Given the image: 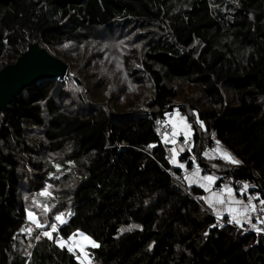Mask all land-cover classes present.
I'll return each instance as SVG.
<instances>
[{"label": "trees", "instance_id": "16d2710c", "mask_svg": "<svg viewBox=\"0 0 264 264\" xmlns=\"http://www.w3.org/2000/svg\"><path fill=\"white\" fill-rule=\"evenodd\" d=\"M122 38L131 39L123 57L133 86L148 83L149 97L79 80L73 107L45 79L0 113V264H79L56 242L78 232L99 244L89 248L96 264H264V237L245 229L250 215L243 226L215 218L202 190L179 178L184 167L208 174L202 153L215 144L241 163L214 170V191L245 181L264 199V0H0V69L30 43L48 51ZM176 85L195 87L203 102L188 103L204 129L192 125L178 162L194 161L183 167L170 164L156 124ZM61 178L71 185L54 207L64 223L52 239L23 233L22 183L34 192Z\"/></svg>", "mask_w": 264, "mask_h": 264}, {"label": "rangeland", "instance_id": "374dc122", "mask_svg": "<svg viewBox=\"0 0 264 264\" xmlns=\"http://www.w3.org/2000/svg\"><path fill=\"white\" fill-rule=\"evenodd\" d=\"M122 40L124 44L121 46L119 43L116 45L112 43L100 45L97 42L90 41L88 43L81 44V46H76V44H67L61 49L50 48L48 50L51 55L61 58L68 65V70L66 71L65 76L62 79H55L54 81V90L61 89L66 91V94L69 97L68 99L66 98L68 100V105L71 104L73 107H75V102L73 101L76 97L75 81L79 80H81L87 87L89 83L91 85L90 88L96 85L100 86L101 89L99 90L102 92L111 91L116 94L122 90H131L132 96H135L137 99L147 98L150 96L151 88L149 87L148 83L142 82L140 83L141 85L133 86L134 78L131 67L124 65L123 57L124 55H127L125 48L129 47L126 42L131 39L122 38ZM88 53L90 56L85 61L84 58ZM101 68L105 70V74L102 72ZM82 73L84 78H88L90 76V82L83 81V77L81 76ZM143 81L147 82L146 80ZM176 91L178 93V97L173 101L172 111L167 113L166 119L164 120L167 126L171 128V131L162 135V142H165L166 138L168 140L167 144L170 146L168 149V159L172 165L175 163H178L179 165L178 159L176 158V156L179 155L177 154L180 153L181 148L183 151V148L189 147L188 145L190 144V140H188L189 136H185L184 125L181 123L180 117H183L187 122V125L189 126L187 131H189L190 134L192 125H197L202 130L204 129V125L201 127V123L198 120L196 111H191L190 105L188 104L192 103L195 105V107L202 109L203 102L201 99H199L197 89L190 85H176ZM102 98L103 97L97 98L96 102L99 103ZM180 108H183L185 112H180ZM176 113H179V116H177ZM170 120L176 122L177 124L178 134L174 137L175 143H172L173 128L172 123L169 122ZM28 132H31V130L29 129ZM181 141L183 142L181 143ZM171 143L173 146H171ZM211 149L213 151H217L215 144H213ZM173 150L175 151L176 158V161L174 162L172 159ZM56 158L60 159L61 157L58 156ZM226 163L227 161H224L222 163L223 166ZM182 169L185 170V173L187 172L185 167ZM181 181L183 182V180ZM70 186V184H67V181H64V179L61 178L55 184V186H53V184L44 187L39 186L34 192H27L30 189L26 190V188L36 187V185L34 182H26L25 180V182L22 183L23 190L20 195V201L26 210L27 221L22 228L24 229L22 232L30 236L32 235L33 237L35 234H38V232L43 233L44 231H51V225L53 223H58V221L55 220L57 214L55 215L54 211V207L57 204L56 201L66 197L65 195L63 196L61 193H59V191L60 189L62 191H66L70 188ZM42 190H46L49 194L41 196L40 193ZM45 207H47V211H45ZM28 212L34 213L43 227L38 228L35 224H33L28 217ZM49 220L52 222V224H50ZM28 229H31V232H29ZM62 242L66 244L65 247L67 250L69 247H71L73 249L72 253L79 254V256L81 255V249H83V251L87 253L88 258L90 251L89 248H93L90 244L83 240V238L79 235V232L75 234L72 240L67 239L62 240ZM89 260L90 262L92 261L91 259Z\"/></svg>", "mask_w": 264, "mask_h": 264}, {"label": "water", "instance_id": "95a60500", "mask_svg": "<svg viewBox=\"0 0 264 264\" xmlns=\"http://www.w3.org/2000/svg\"><path fill=\"white\" fill-rule=\"evenodd\" d=\"M68 65L35 43H30L13 64L0 69V113L6 111L21 92L40 80L62 79Z\"/></svg>", "mask_w": 264, "mask_h": 264}, {"label": "snow or ice", "instance_id": "6c2138e0", "mask_svg": "<svg viewBox=\"0 0 264 264\" xmlns=\"http://www.w3.org/2000/svg\"><path fill=\"white\" fill-rule=\"evenodd\" d=\"M237 6H239L237 4ZM177 116H179V113H176ZM180 121L181 123H183L184 125V129H185V136L187 137V135L189 134L188 130V125L187 122L184 120L183 117H180ZM170 123H172V128H173V132H172V143H175L174 137L178 134V129H177V124L174 121H169ZM201 127H203V124L201 122ZM165 142L167 143L168 140L167 138L165 139ZM217 144H219V141H217ZM151 147V146H150ZM222 158L225 159L226 161L232 163V164H240L241 161L235 159L230 153L228 152H223L222 153ZM173 162L175 161V151L173 150ZM57 169H59V165L56 166ZM180 167H183V165H180ZM196 173H194L195 175ZM204 181H206V184H202L201 187H203L205 189V191L209 190V186L215 181V177L214 176H204L202 178ZM248 185L245 184L244 185V189H247ZM227 193V201H225V199L221 196L220 193H213L211 198H204L206 200V202L209 204V207H213L215 208V206L217 204H225L228 203L230 206L228 207V212L229 215L231 216V220L230 222L234 221L237 225L241 224V218H244L245 220L247 219V214L249 212V210L255 211V207L253 205L252 202V198L250 197L247 201V204L244 205L242 201L239 200H235L232 196V192L233 190L227 186H225V189L223 190ZM49 193H47L46 190H42L40 195L41 196H45L48 195ZM257 199H259V197H257ZM260 204L264 205V199H260ZM231 205H238L239 207H232ZM47 207H45V211H47ZM261 211H264V208L261 209ZM28 217L31 220V222L33 224H35L38 228L43 227V225L40 224V222L38 221V219L36 218V216L34 215V213L32 212H28ZM55 220L60 222V223H64V220L62 219V214H57L55 217ZM262 223H264V221H261ZM132 226H129V228H131ZM252 227L254 229H256V231H260V229L256 228V225L253 224ZM57 229V225L55 223H53L51 225V231H44L42 234L46 237H48L49 239H52V233H54ZM128 229L122 228L120 229V231H127ZM29 232H31V229H28ZM79 235L83 238L84 241H86L88 244H90L92 247H99V244H97L94 240H92L90 237L85 236L83 233H79ZM75 234H73V236H69L68 239L72 240L74 238ZM205 236H207V233H205ZM37 239H39V236H37ZM58 243V245L61 248H64L66 246V244L64 242H62L61 240L57 239L56 241ZM149 247H151V245H149ZM68 251L72 252L73 249L71 247L68 248ZM77 260L79 261V264H91L88 255L86 252L83 251V249H81V255L76 257Z\"/></svg>", "mask_w": 264, "mask_h": 264}, {"label": "crops", "instance_id": "0c3cea01", "mask_svg": "<svg viewBox=\"0 0 264 264\" xmlns=\"http://www.w3.org/2000/svg\"><path fill=\"white\" fill-rule=\"evenodd\" d=\"M189 132V131H188ZM189 138L188 140H190L191 134H188ZM183 141H181L182 143ZM190 142V141H189ZM191 143L188 145L190 148ZM171 146H173V144L171 143ZM228 152L226 149L222 148V147H218L217 151H213L212 149H205L202 153V156L204 158V161H202V167L205 169H208V174L204 175L201 171H188L185 173L184 176H182V180L185 184H187L190 187H197L199 189L202 190V195L200 196V200L203 203V205L209 210L210 214L212 216H214L217 219H227V220H231V216L229 215L228 212V207L230 206L228 203L225 204H217L215 206V208L213 207H209V204L206 202V200L204 198H211L213 193H219V192H215L213 189V184L219 179V174L217 173V171H214L215 169H221L223 168V162L226 161L225 159L222 158V153L223 152ZM182 153V148L180 150V153L177 154L179 156H176V158L178 159V157H180ZM229 153V152H228ZM173 158V157H172ZM175 158V161H176ZM179 163L182 164V161L179 160ZM229 164H232L230 162L227 161V163L225 165L229 166ZM183 165V164H182ZM173 166H177V164L175 163ZM194 173H196L194 175ZM214 176L216 179L215 181L209 186V190L205 191V189L203 187H201L202 184H206L207 182L204 181L202 178L204 176ZM221 196L225 199V201H227V193L225 191H223L222 193H220ZM232 196L235 200V194L234 192H232ZM244 205L247 204V201H242ZM232 207H239L238 205H231ZM251 210H249L248 214H247V219L245 220L244 218H241V224L237 225L234 221H232L231 223L236 225V226H243L244 224H247L248 220H249V215H250ZM89 259L90 255H89ZM92 260V259H91ZM96 264L93 260L91 261V264Z\"/></svg>", "mask_w": 264, "mask_h": 264}, {"label": "built area", "instance_id": "2783aa9c", "mask_svg": "<svg viewBox=\"0 0 264 264\" xmlns=\"http://www.w3.org/2000/svg\"><path fill=\"white\" fill-rule=\"evenodd\" d=\"M146 113H148L147 109H145ZM157 124V129H158V139L160 142H162V135L171 131V128L167 126V124L164 122V120H156ZM183 163H190L193 162L194 160L190 157L186 159H181ZM182 165V164H181ZM196 166L195 163H193L192 167ZM179 177H182L185 175V170L182 168H179ZM175 181H177L175 179ZM247 184L248 187L247 189H244V185ZM221 186H231L234 188L236 194L238 195V198L240 200L248 201V199L251 197L253 205L255 207V211L251 210L250 213V223L248 228L246 227L245 229H248L252 231L256 236H262L264 237V223L261 221H264V211H261L262 208H264V205H261L260 202L257 200L255 195L253 193H250V189H253V184L246 182L245 181H238V182H231L230 180H223ZM216 190H221V187H217ZM255 224L256 228L260 229V231H256L252 227V225Z\"/></svg>", "mask_w": 264, "mask_h": 264}, {"label": "bare ground", "instance_id": "6f19581e", "mask_svg": "<svg viewBox=\"0 0 264 264\" xmlns=\"http://www.w3.org/2000/svg\"><path fill=\"white\" fill-rule=\"evenodd\" d=\"M182 164L185 165L186 163H183V162H182Z\"/></svg>", "mask_w": 264, "mask_h": 264}]
</instances>
